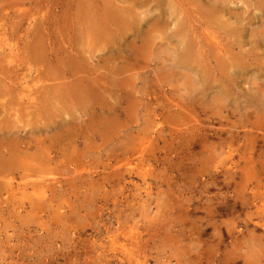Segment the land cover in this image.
<instances>
[{
	"label": "rangeland",
	"instance_id": "374dc122",
	"mask_svg": "<svg viewBox=\"0 0 264 264\" xmlns=\"http://www.w3.org/2000/svg\"><path fill=\"white\" fill-rule=\"evenodd\" d=\"M16 1L20 0H0V6L7 5L5 2L14 5L12 9L7 8V13L15 10L33 13L39 9L42 17L53 4V0H33V5H29V0L22 5ZM141 1L146 6L138 7L135 14L131 12L133 23L128 25L129 29L122 28L126 30L122 32L126 37L116 41L114 47L116 51L121 44L119 56L135 64L133 73L138 78H134V96L131 95L134 107L130 116L123 115L120 108L126 104L117 101L119 93L108 91L105 105L114 106L111 108L114 111L113 116L108 118L104 114L103 117L106 123L111 118L117 123L118 135L113 139L118 140L116 149L125 144V149L134 150L142 139L152 143L153 158H160V163L153 164L152 177L148 178L149 195L141 177L129 175L122 168L126 163L123 160L129 156L123 155L129 153L113 154L123 161L121 170L115 171V167H110L115 163L114 156L110 157L112 153L107 152L109 157L106 158L103 149H112L111 141L98 151L95 148L101 145L100 142L88 141V152L83 158L87 172L78 175L70 173L71 167L59 169L55 173L59 183L47 190L45 200L22 198L20 192L0 194V264H121L117 253L111 250L109 236L116 235L122 240L130 232L143 240V259L147 264H264V260L254 259L256 253L264 252V169L260 168V161H264V135L261 138L262 130L255 132L257 142L251 143L249 132L253 131L237 126L241 116L253 115L256 110L262 112L261 107H254L251 99L264 97V78L252 73L256 63L264 65V10L256 14L249 0H227V8L218 4V10L213 8L210 0L138 2ZM155 2H159L160 10L155 7ZM34 5L37 6L33 8ZM150 8L149 15H139ZM159 12L164 14L160 22L157 21ZM169 15H172L171 21L166 19ZM226 20L232 23L229 31L221 25ZM177 23H180L178 28H182L185 43L195 45L196 37L205 46L206 57L212 61L222 54L215 52L218 46L224 54L231 56L234 64L246 59L243 65L248 69L237 68L230 78L222 72L208 76H214L213 79L218 81L224 78L238 102V106L232 101L225 104L222 112L229 118L224 124L228 127L236 124L235 131L239 133L240 142L233 143L234 151L229 156L228 148L219 145L218 136L204 140L209 129L228 127H220L218 120L211 122L201 115L197 106L189 105L187 87L192 83L187 80L185 70L173 60L174 48L181 47L178 38L173 37ZM52 31L55 32L51 41L53 49H66L61 35L67 31L61 27L59 32L55 27ZM78 31L72 42L76 48L79 46L76 56L85 59L84 68H100L97 75L106 73L113 60L106 61L99 56L102 57L109 46L100 52L102 47L96 49L94 42L81 40ZM132 48L136 60L128 58V52L133 54ZM179 52H176L177 58ZM90 54L94 57L90 58ZM120 62L114 63L115 67L126 65ZM92 113L91 110L88 112L90 120L99 115V112ZM194 114L201 115L199 124L190 120ZM75 115L79 118V113ZM193 135H197L200 146H187L185 141ZM33 137L44 139L36 133ZM83 146L77 145L78 154ZM100 150L101 156L97 154ZM248 161L255 164H248ZM24 182L21 180L19 184ZM29 194L27 192V196ZM33 207L38 209L33 210ZM187 207L189 212L185 211ZM259 218L261 225L256 224ZM254 241L263 247H254ZM177 242L182 244V249ZM259 255L264 256L261 252Z\"/></svg>",
	"mask_w": 264,
	"mask_h": 264
},
{
	"label": "bare ground",
	"instance_id": "6f19581e",
	"mask_svg": "<svg viewBox=\"0 0 264 264\" xmlns=\"http://www.w3.org/2000/svg\"><path fill=\"white\" fill-rule=\"evenodd\" d=\"M24 1L26 0L16 2H21L20 5H22ZM138 1L140 0H53V4L49 6L51 10L43 13L42 17L40 16L39 9L33 13L19 10L7 13L5 12L7 8L10 7L12 9L11 6L14 5H8V2H5L7 5L0 6L1 195H15L16 192H20L22 198L40 200L42 198L45 200L48 198L47 190L52 185L54 186L59 183L55 179V173L59 169L63 170L71 167L69 168V171H72L70 173L74 172V174L78 173V175H81V172H87L83 158L89 148L86 142L91 140L100 142L101 145H98L99 147L95 146L97 151L104 144L111 141L114 146L112 149L103 148L106 158L109 157L107 152L112 153L110 157L114 156L115 163L110 167L113 166L115 167L114 170L118 169L120 171L121 163L126 161L122 166L124 172H127L129 175H139L143 184L147 186L145 191L149 195L150 183H147L148 178L152 177L153 164L160 163V158H153L152 143L149 140L142 139L134 147V150L125 149V144H121L116 149L118 140L113 141V139L118 135L115 128L117 123L113 118L110 119V122L106 123V119L103 117L105 116L104 114L108 118L113 116L112 112L114 111V109H111L114 106L105 105L108 91L119 93L117 101H123L126 104V107L120 108V113L123 115L130 116V112H132L134 107V104L131 102L133 100L131 95L134 96V78H138L133 73L135 70V66L133 65L135 64L133 62V64H130L127 59L119 56L122 48L121 44H119L116 51L114 47L117 46L116 41H122L126 37L125 34H122L126 30L122 28L127 27L126 29H129L128 25H132L133 23L131 20V14L133 13L131 12L135 14L138 7L146 6V3ZM210 1L216 10H218V4L224 5L223 8H227L225 4L227 0ZM249 2L251 3H249L250 7L254 8L256 14L264 10V0H249ZM29 3V5L35 4L33 0H29ZM122 3L126 5L122 6ZM158 4L159 2H155V7L158 6L157 9L160 10L161 6ZM35 6L37 5H34L33 8ZM150 12L151 8L146 9L144 13H139V15L146 16ZM220 14H222L221 11ZM172 15L167 16L166 19L171 21ZM254 17L257 18L256 16ZM163 18L164 14L159 12L157 21L160 22ZM180 23H177L173 37L178 38L180 41L178 46L181 47L174 48L175 56L173 60L174 63L178 64L179 68L185 70L184 73L187 76V80L192 83L187 87L189 88L187 89L189 90V105L191 107L197 106L201 115L211 122L218 120L217 122L220 127H228V124H224V122H228L229 118L226 115L224 116L222 112L226 108L225 104L231 101L238 106L237 99H234L232 90L224 83V78L218 81L214 80V76V79L208 76L211 73L222 72L223 75L230 78L232 72L237 71V68L248 69V67L243 65V61H246V59L237 61V64H234L235 62L231 56H228L226 53L224 54L221 47L218 46L215 52L217 51V53L220 52L222 54L216 55L217 58L212 61V59L206 57L204 53L205 46L200 44L201 42L196 37L195 45L191 46L189 43H185L182 28H178ZM251 23H253L252 19ZM25 25L26 27L24 28ZM221 25L229 31L231 29L229 25H232V23L226 20ZM248 25L250 26L249 22ZM53 27H55L57 32L60 31V27L64 31H67L65 35H61L63 38L62 43L66 46V49L62 51H60L61 49H53V43H51L53 35H55V32L52 31ZM76 31L80 33L81 40L85 39L94 42L96 49L102 47L99 50L100 52H103L109 46L107 52L102 57L99 56V58L106 61L113 60V65L109 66V69L107 68L106 73L99 72V75H97V72L101 71L100 68L93 67V70L84 68L83 63H85V59L83 57L82 59L81 56H76L79 53L77 49L79 46L76 48L72 43L74 41L73 38L76 37ZM108 35V40L102 45L103 40ZM99 41L101 42L99 43ZM124 48L127 50V46H124ZM134 49L132 50L133 54L132 52H128V58H136ZM178 50L180 51L179 58L176 56ZM92 57L94 56L90 54V58ZM118 60H121L126 65L122 68L115 67L114 63ZM259 64L256 63L253 66L252 73L256 77L262 76L264 78V65L262 67ZM250 71L252 70L250 69ZM214 89L216 90L214 91ZM198 95L200 97H197ZM251 102L255 104L254 107H261L262 112L259 110L254 111L253 115L255 117L253 115L241 116L237 126L239 129L244 130L245 128H249L250 131L252 130L253 132H249L252 138L249 141L256 143L257 137L255 138L253 134L262 130L260 132L262 134L261 138L264 135V97L260 100L252 97ZM210 107L214 109H210ZM90 110L94 113L99 112V115L96 114L90 120L91 117L89 118L88 116ZM75 113H79V118L76 117ZM201 115H191L192 118L190 120L199 124L198 118ZM83 118H86V121ZM156 125L158 126L159 124L156 123ZM237 126L235 124L229 126L227 129L211 128L208 130L207 128L208 131L204 134V140L208 141L207 139L212 138V136H218L221 142L219 145L228 148L229 156L234 151L232 150L233 143L240 142L238 139L239 133L235 131L238 128ZM35 133L43 135L44 139L35 140L33 137ZM21 134L24 135L21 136ZM185 142L188 147L194 148L195 146H200L197 135H193ZM77 145H84L83 149H80L79 154L76 150ZM202 148L206 149L208 147L202 146ZM115 152H119L122 155L127 152L129 154L123 156H129L122 161L119 160V155H113ZM97 154L101 156V150ZM248 164L253 165L255 163L250 161ZM260 165V168L263 170L264 161H260ZM18 178L20 181H17ZM21 180L25 181L22 185L19 184ZM27 192H30L28 196ZM259 203L262 204L261 202ZM261 206L259 205V208ZM192 207L190 206L189 208ZM37 209L33 207V210ZM185 211L189 212L188 207L185 208ZM208 216L210 217V211ZM260 222L259 218L256 224L261 225ZM164 235L166 234L164 233ZM109 239L111 250L117 253V258L121 264H147V261L143 259L144 253L142 251L145 246L142 245L143 240L140 236H136L130 232V235L123 236L122 240L116 235L109 236ZM180 242H177V244L182 249L183 246H181ZM254 243L257 244V246L254 244V247L258 249L262 246L257 241H254ZM260 252L264 254L262 250L256 253L255 261L260 262V259L264 260V256L259 255Z\"/></svg>",
	"mask_w": 264,
	"mask_h": 264
}]
</instances>
